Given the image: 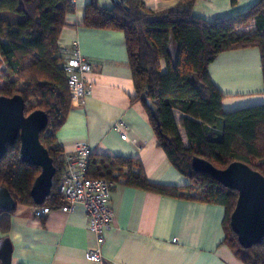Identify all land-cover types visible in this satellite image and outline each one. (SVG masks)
I'll return each mask as SVG.
<instances>
[{"label":"trees","instance_id":"trees-1","mask_svg":"<svg viewBox=\"0 0 264 264\" xmlns=\"http://www.w3.org/2000/svg\"><path fill=\"white\" fill-rule=\"evenodd\" d=\"M195 2L178 0L160 11L147 9L142 0H124L110 7L91 0L86 6L82 25L123 33L135 90L132 100L144 106L158 147L188 183L150 182L140 161L132 157L92 154L88 174L148 192L223 206L222 242L242 264H264V238L243 248L229 226L237 192L191 168V158L197 156L221 169L241 161L264 176V103L223 110V95L207 71L222 51L257 47L264 81V0L211 21L193 14ZM72 10L71 0H0V96L19 94L25 115L33 110L47 115L39 140L52 158L55 173L41 205L60 203L64 161L55 133L65 120L71 99L57 40L64 17ZM250 20L254 21L253 32L236 30ZM147 101L156 107L157 121L151 117ZM174 109L184 114L181 126L186 146L174 121ZM19 146L17 139L0 158V186L16 204L34 206L29 192L40 169L21 160Z\"/></svg>","mask_w":264,"mask_h":264},{"label":"crops","instance_id":"crops-1","mask_svg":"<svg viewBox=\"0 0 264 264\" xmlns=\"http://www.w3.org/2000/svg\"><path fill=\"white\" fill-rule=\"evenodd\" d=\"M71 1L73 10L64 17L57 44H76L89 64L84 77L91 85V93L82 102L71 100L65 120L55 133L56 143L62 149L61 158L64 161L73 152L76 142L86 141L93 155L137 158L150 182L187 184L188 178L176 170L158 147L146 109L132 100L135 90L123 33L82 25L91 0ZM94 1L104 7L113 4L110 0ZM142 1L147 9L160 11L178 0ZM254 1L196 0L192 12L211 21L243 12ZM246 26L236 30L254 31L253 20ZM207 71L223 95V110L264 103L257 47L222 51L209 63ZM172 113L186 146L188 141L181 126L184 114L175 109ZM118 120L127 125L125 139L113 130ZM59 204L51 205L52 209L43 217H35L32 206L23 203L0 215V241L8 244L9 264H96L85 259L86 250L99 243L88 230L83 207L76 205L72 212L65 213L58 209ZM109 204L112 220L100 246L103 264H242L222 242L225 233L221 205L174 198L119 183L110 188Z\"/></svg>","mask_w":264,"mask_h":264},{"label":"water","instance_id":"water-1","mask_svg":"<svg viewBox=\"0 0 264 264\" xmlns=\"http://www.w3.org/2000/svg\"><path fill=\"white\" fill-rule=\"evenodd\" d=\"M119 4L124 0H110ZM151 117L158 120L157 109L147 101ZM47 115L42 110L24 114V101L19 94L0 96V158L7 145L19 140L21 160L40 169L30 187L34 204L41 205L49 194L55 167L47 149L40 143L39 133L46 127ZM191 168L207 174L222 186L237 192L234 208L229 216V226L243 248L251 247L264 238V176L241 161L230 162L224 168H217L207 160L193 156ZM16 203L4 186H0V211L12 212ZM10 251L4 240L0 241L1 264H9Z\"/></svg>","mask_w":264,"mask_h":264},{"label":"built area","instance_id":"built-area-1","mask_svg":"<svg viewBox=\"0 0 264 264\" xmlns=\"http://www.w3.org/2000/svg\"><path fill=\"white\" fill-rule=\"evenodd\" d=\"M59 51L64 59L63 69L70 99L82 102L91 93V85L84 77L89 64L76 44L60 47ZM126 129L127 125L123 120H118L113 126V130L121 139H125ZM91 157L92 149L88 142L78 141L74 144L73 152L64 159L58 209L70 213L76 205L83 207L88 230L96 236L99 243L97 247L86 250L85 259L96 264H103L100 246L104 240V232L110 227L112 220L109 194L113 183L103 177L89 176ZM51 209L49 205H34L32 213L35 217H43Z\"/></svg>","mask_w":264,"mask_h":264},{"label":"rangeland","instance_id":"rangeland-1","mask_svg":"<svg viewBox=\"0 0 264 264\" xmlns=\"http://www.w3.org/2000/svg\"><path fill=\"white\" fill-rule=\"evenodd\" d=\"M244 26H246V25H244ZM249 26H246V28L248 29V30H251V27H249ZM239 30H241V29H239ZM0 68H1V63H0Z\"/></svg>","mask_w":264,"mask_h":264}]
</instances>
